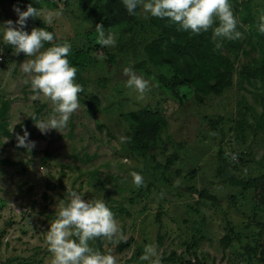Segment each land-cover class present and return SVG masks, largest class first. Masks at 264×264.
Segmentation results:
<instances>
[{
  "label": "rangeland",
  "instance_id": "1",
  "mask_svg": "<svg viewBox=\"0 0 264 264\" xmlns=\"http://www.w3.org/2000/svg\"><path fill=\"white\" fill-rule=\"evenodd\" d=\"M37 1L40 9L61 15L53 17L50 24L46 14L38 17L42 25L29 18L26 31L50 28L61 42L72 45L71 53L84 52V61L77 67L84 85L80 108L71 115L67 128L42 134L35 121L18 127L39 106L38 119H46L54 105L33 92L30 76L19 66L31 58L23 53L15 56V49L4 42L0 31V97L9 102L3 120L11 134L7 137L0 131V264H51L44 234L56 219L55 207L67 190L83 193L85 200L106 201L127 240L113 243L98 238L89 244L102 254L110 252L116 264H146L137 254H143L144 246L150 243L158 245L161 258L169 259L164 264H264L259 258H264V237H251L260 232L253 221L264 218V207L256 204L251 191L243 195L217 173V154L222 150L229 153L224 158L238 179L264 175L259 104L264 90L250 73L261 53L252 28L243 21L244 11L231 4L242 38L221 40L212 34L214 45L221 44L218 50L233 64L232 87L219 97L197 103L185 84L176 89L182 97L179 102L158 82L157 75H167L165 69L138 67L144 60L143 45L156 36L149 25L150 14L141 7L134 26L104 28L116 39L115 46L105 47L97 43L99 14L90 5L83 9L82 0ZM24 2L0 0V26L7 20L15 22L18 16L13 9L25 11ZM251 9L259 22L264 0H253ZM229 44L240 48L229 50ZM49 46L45 44V48ZM100 53L107 59L100 61ZM12 62L16 63L14 68ZM128 66L150 82L143 98L127 86L123 68ZM242 67H248L245 73H241ZM100 79H106L104 86H99ZM94 98L98 105L92 118L84 101L94 107ZM143 108L158 112L167 125L155 146L140 157L127 150L119 138L128 133L123 116ZM23 129L35 142L30 152L16 146V135L22 136ZM231 154L237 159L232 160ZM133 171L143 176L141 187L134 184ZM228 228L241 236V242L225 247L222 239ZM254 241L259 246L250 262L244 245Z\"/></svg>",
  "mask_w": 264,
  "mask_h": 264
},
{
  "label": "clouds",
  "instance_id": "2",
  "mask_svg": "<svg viewBox=\"0 0 264 264\" xmlns=\"http://www.w3.org/2000/svg\"><path fill=\"white\" fill-rule=\"evenodd\" d=\"M129 15H137V8L141 7L145 14L159 19H168L171 23L179 25L178 31H190L199 35L213 27L214 37L221 40H238L242 33L237 30L238 19L234 15L229 0H122ZM13 11L18 19L13 22L7 20L0 26L3 40L15 49V56L23 53L31 59L20 63V68L31 78L33 92L42 94L54 105L52 113L46 119H38L35 115V127L42 134L50 130L59 132L67 128L71 115L80 108L79 94L83 86L76 83L77 67L73 66L67 58L72 45L67 41L53 43L54 34L45 28H32L26 31L29 18H37L46 14V22L51 23L53 17H59L61 12L43 8L37 9L32 4L26 5V10L14 7ZM147 18V16H145ZM258 31L264 35V14L259 16ZM243 27V25H241ZM97 43L105 47L115 46L114 34L104 29L102 24L95 26ZM51 46L45 48V44ZM217 48L221 44L216 45ZM98 59H107L103 53ZM16 66L15 62L11 63ZM127 77V86L134 89L138 98L150 90V82L142 75L137 74L133 67L123 68ZM27 82V81H26ZM23 135H16L17 147H23L29 152L35 147V142L29 139V132L23 129ZM215 135V133H213ZM120 142L130 138L120 137ZM226 156L229 153H225ZM231 159L236 160L235 154ZM137 187L144 184L141 174L130 173ZM56 219L50 224L44 234L48 250L52 254L51 264H116V258L110 252L102 254L99 249L90 246L89 241L104 238L113 243L126 241L119 222L109 209L104 199L85 200L84 194L75 190H67L66 196L58 200L55 207ZM139 260L146 264H161L158 245L150 243L144 246L143 254Z\"/></svg>",
  "mask_w": 264,
  "mask_h": 264
},
{
  "label": "trees",
  "instance_id": "3",
  "mask_svg": "<svg viewBox=\"0 0 264 264\" xmlns=\"http://www.w3.org/2000/svg\"><path fill=\"white\" fill-rule=\"evenodd\" d=\"M253 0H229L230 4H235L244 11L242 17L243 21H247L255 35L257 45L260 47L261 58L255 64L254 69L250 73L257 77L261 82V87L264 90V35L258 31L259 22L256 21L255 11H251V2ZM32 4L37 9H40V4L37 0H25L23 8L26 10V5ZM90 5L94 13L99 14L97 24H102L104 28L114 27L117 25L134 26L137 23V15H129L122 0H82L80 6L83 9ZM138 12V8L136 10ZM242 13L241 11L238 12ZM247 16V17H246ZM30 20L37 24L42 25L38 17ZM149 25L156 31V36L147 41L143 47L142 52L144 60L138 64V67L145 68L147 66L155 68H163L167 71L166 74H159L158 82L166 87L168 91L179 101L182 97L176 91L179 85L185 84L190 87L195 95L197 103H201L205 98L221 96L225 91L229 90L233 85V64L229 58L221 54L218 48L212 41L213 27L218 26L214 23L213 27L206 32H201L199 35L192 34L190 31H178L179 25L171 23L168 19H159L150 15ZM237 29H240L237 26ZM241 30V29H240ZM48 31L52 32L49 28ZM53 33V32H52ZM53 43H62L54 35ZM51 46V45H50ZM239 45H230L229 50L236 49L238 51ZM230 52V51H229ZM73 54V55H72ZM70 63L79 67L84 61L85 53L82 51L69 54L67 57ZM248 67H242L241 73H245ZM106 79L98 81L99 86H104ZM76 82L84 85L81 76L76 74ZM88 105V112L92 118H95L97 113L96 106L98 99L94 98V107L88 101H84ZM259 104L262 108L261 118H264V93L260 98ZM9 110V102L1 100L0 97V131L7 137H10V132L6 128L3 120ZM42 110L39 106L29 117L18 127H27L32 122V117L35 115L38 118ZM122 122L128 129L127 136L130 138L125 142V147L130 152L144 157L146 153L151 150L160 135V132L166 127L167 123L163 116L158 112H153L149 109L143 108L136 112H130L123 116ZM261 119L263 127L264 121ZM219 121L215 122L218 124ZM224 152L218 151L217 154V173L223 179L225 184L233 188H238L244 195L247 192H252L253 199L260 207H264V175L258 178L243 181L238 179L232 172V169L227 164L224 158ZM203 198V195H200ZM207 198L214 200V197L208 196ZM256 215L255 213H253ZM260 228V232L253 234L251 237H264V218L260 222L254 220ZM252 240V239H251ZM255 240V238H253ZM233 241L241 242V236L234 233L232 228L227 229L222 242L223 246L228 247ZM259 243L254 241V244L246 243L244 251L247 254L248 261L252 262L256 258ZM190 246H187L189 249ZM142 254L138 253L139 258ZM264 261L262 256L259 257ZM168 258H161V264L167 262ZM196 264H203L197 262Z\"/></svg>",
  "mask_w": 264,
  "mask_h": 264
}]
</instances>
